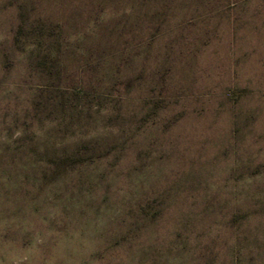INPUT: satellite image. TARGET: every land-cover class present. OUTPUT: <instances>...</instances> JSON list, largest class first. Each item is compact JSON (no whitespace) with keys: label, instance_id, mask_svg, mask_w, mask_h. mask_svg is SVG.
<instances>
[{"label":"rangeland","instance_id":"374dc122","mask_svg":"<svg viewBox=\"0 0 264 264\" xmlns=\"http://www.w3.org/2000/svg\"><path fill=\"white\" fill-rule=\"evenodd\" d=\"M0 264H264V0H0Z\"/></svg>","mask_w":264,"mask_h":264}]
</instances>
